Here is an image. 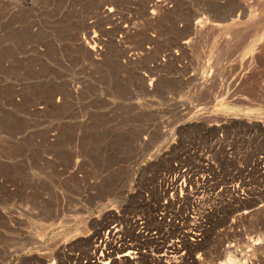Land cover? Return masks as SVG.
Wrapping results in <instances>:
<instances>
[{
  "label": "rangeland",
  "instance_id": "1",
  "mask_svg": "<svg viewBox=\"0 0 264 264\" xmlns=\"http://www.w3.org/2000/svg\"><path fill=\"white\" fill-rule=\"evenodd\" d=\"M95 251L264 264V0H0V264Z\"/></svg>",
  "mask_w": 264,
  "mask_h": 264
},
{
  "label": "bare ground",
  "instance_id": "2",
  "mask_svg": "<svg viewBox=\"0 0 264 264\" xmlns=\"http://www.w3.org/2000/svg\"><path fill=\"white\" fill-rule=\"evenodd\" d=\"M202 24H203V22H201ZM200 24V23H199ZM201 24V25H202ZM198 25V24H197ZM204 25V24H203ZM198 28H200V30H201V27H200V25H198ZM197 28V29H198ZM202 31V30H201ZM191 43V42H190ZM93 51H95V49L93 48ZM179 176V175H178ZM182 177V176H181ZM170 179V178H169ZM173 179V178H172ZM177 180L178 179H174V180H171V181H169L168 182V180H167V184H166V190H165V192L166 193H168L167 191L168 190H170V192L172 191V193H174V194H176V193H178V190L179 189H181V186H179L178 185V182H177ZM185 185V184H184ZM183 190H184V188H183ZM181 191V190H180ZM187 191V190H186ZM166 196V195H165ZM195 230V229H194ZM189 233V232H188ZM173 243V242H172ZM174 244V243H173ZM176 245L174 244V245H172L171 246V248L170 249H172L173 251H174V254H176V253H178V249L175 247ZM100 247V246H99ZM99 247H97V249H96V251H98L99 250ZM102 247V246H101ZM112 247V246H111ZM132 247V246H131ZM113 248V247H112ZM133 248V247H132ZM132 248H128V249H124V251L126 250V254L124 255L123 254V257H126V259L127 258H130L132 255H135V253H134V251L132 250ZM135 249V248H134ZM117 250V249H116ZM171 250V251H172ZM95 251V253H93V254H91V259L92 260H95V262H93V264H111V263H109V262H111V256L109 255V254H102V256L101 257H99L98 258V255H97V252ZM119 251V250H118ZM123 251V252H124ZM168 251V250H167ZM138 252V251H137ZM169 252V251H168ZM168 252H167V254H168ZM118 253V252H117ZM90 260V259H89ZM108 260V261H107ZM74 261V260H73ZM91 261V260H90ZM116 261V260H115ZM78 262V261H77ZM79 262H81V261H79ZM90 263V262H89ZM88 263V264H89ZM79 264V263H78ZM81 264V263H80ZM113 264H115L114 262H113Z\"/></svg>",
  "mask_w": 264,
  "mask_h": 264
}]
</instances>
